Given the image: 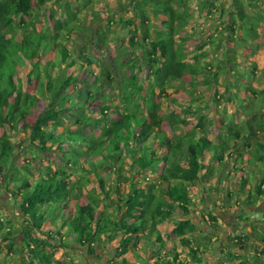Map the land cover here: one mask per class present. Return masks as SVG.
Masks as SVG:
<instances>
[{"label":"trees","instance_id":"obj_1","mask_svg":"<svg viewBox=\"0 0 264 264\" xmlns=\"http://www.w3.org/2000/svg\"><path fill=\"white\" fill-rule=\"evenodd\" d=\"M205 1L207 6L209 0ZM231 1L233 9L224 28L234 36V31L241 32L247 25L253 45L258 38L255 21L239 0ZM51 3L0 0V187L25 219L24 243L15 246L10 236H2L7 249L17 256L18 264H58L46 246L63 247L65 239L73 237L94 254L101 236L118 237L108 264H136L139 257L138 264H199L200 255L210 252L215 240L191 222L196 209L189 191L200 188L199 198L209 201L210 207L204 205L199 212L213 222L219 218L217 211L228 207L224 200L237 205L244 215L238 220L247 221L246 208L255 207L264 197V86L253 88L241 80L244 74L236 70L237 60L228 58V75L239 82L225 81V93H219L216 85L222 67H203L194 58L193 35L186 29L196 22L189 0H131L132 18L126 20L130 29L121 39L125 48L112 65L82 51V63L68 61L66 45L58 42L78 30L90 35L93 24L106 25L100 13L81 24V13L64 0L63 15L52 22L56 37L36 32L34 5L43 4L48 11ZM117 6L122 12L124 6L120 2ZM105 33L104 43L112 42ZM202 43L198 51L206 44ZM249 65L255 67L253 62ZM202 73L207 75L199 78ZM253 74L249 70L250 80ZM184 79L212 87V100L220 110L201 114L202 97L188 90L190 99L181 113L161 114L155 100L158 92L164 91L166 83ZM243 87L251 93L249 102L230 93V89L240 93ZM19 133L31 151L60 152L68 163L80 166L82 176L73 181L69 174L35 168V156L22 158L14 141ZM92 184L97 190L87 189ZM165 223L172 228H163ZM252 226L259 254L245 255L244 238L226 236L228 245L220 250L221 256L228 255L224 261L264 264V225L256 224L259 237ZM191 227L203 239L191 238ZM153 229L157 237L152 241ZM139 243L146 257L139 256ZM156 244L161 247L154 248ZM232 247L242 253L225 251Z\"/></svg>","mask_w":264,"mask_h":264},{"label":"rangeland","instance_id":"obj_2","mask_svg":"<svg viewBox=\"0 0 264 264\" xmlns=\"http://www.w3.org/2000/svg\"><path fill=\"white\" fill-rule=\"evenodd\" d=\"M52 1H54V3L49 4L48 11L43 9V4L34 5L35 9L33 14L35 15V30L36 32H41L42 34H45L47 38L56 37L57 33L53 29L52 22L55 18L62 16L64 13L63 9H60L61 3L64 2V0ZM259 1L261 2L257 3L254 0L240 1L246 13L251 14L250 18L255 21V23H253V31L255 29V31L258 32V38L254 41V44L252 45L250 41H252L253 38L250 35L246 34V29H248V26L245 24H243L241 32H239V30L234 31V36H232L231 33H221L219 35L218 32L211 31L205 36V38H202L203 36H201L200 34V25L203 21L209 19L212 20L214 14H216L214 12H218V9L221 7L220 5L218 6V4L216 3H208L207 6L211 5V10L209 11V13H211H207L209 17H206L203 11H206V1L189 0L192 12L197 15L198 23L196 25L197 29L195 28L194 30H192V33H194V37L190 39V44L193 45L195 48V51L193 50V52L195 53L194 58L195 60H198L200 65L203 67L206 64H210V66L213 65L216 68L217 66L222 67L221 69L223 71H220L218 75L220 85H216V88L219 93H225V91H223L224 88L222 87L225 84V81H231L235 83L236 80H238V77H236L235 75L230 74V77L228 75V73H230L228 72L227 68L228 57H231L232 60H237L236 70L239 73L244 74L241 80L244 79L245 82H250L253 88L260 89L264 86V0ZM66 2L70 4L71 8L81 13L79 15V18L82 19L81 24L83 23V21L85 23L87 20H89V15L91 16V14L95 13H100V17L103 15L105 17V20L103 22L104 24H106L104 26L93 24L91 26L92 33L90 35L87 34V31L81 32L80 30H78L77 32H74L71 35H66L68 38L66 40L59 39L58 42L64 43L68 49L70 59L67 60L82 63L79 57L81 51L86 54L88 52H91L92 55H95V57L108 63L109 65L113 64V58H121L120 55H122L123 52L118 55L119 51H123V49L125 48V44L121 39L127 37L128 30L130 29L128 25H126V20L132 18L131 0H66ZM118 2H120L124 6L122 12L118 11ZM227 4L228 3L223 4V10L225 12L230 13L229 11H232L233 8L230 7L231 3L229 5ZM234 14V17L237 20V23L239 24L238 17L236 16L237 14ZM199 16H201L202 19H200ZM28 19L29 18H26V20ZM109 19L112 20V23L108 21ZM88 27L85 30H87ZM106 27H108V33L106 32ZM105 32L112 39V42L104 43L102 37L103 33ZM17 33H21L20 30H17ZM27 33L31 34L30 28L27 29ZM42 40L43 38L40 39L41 47H45V43ZM229 40L231 41L229 42ZM243 40H247L250 43H242ZM204 41L207 42V44L202 46V51H198V48L203 44L202 42ZM49 43L50 42L47 43L46 47L50 46ZM118 44H120V47L116 50ZM234 52L236 54H231ZM55 54L52 55V58L55 57ZM134 54H137V50L134 51ZM251 62H253L255 67L249 65ZM249 70L255 71V74H253L252 76V80H250L247 75L249 74ZM93 71L94 73H96L97 69L94 68ZM214 72L216 71L214 70ZM206 75L207 74L202 73L199 78H203V76L205 77ZM144 81L145 80H142L143 86L146 87V83ZM190 81L188 79H184L183 83H181L180 81L171 82L169 83V85L168 83H166L167 87H164V91L160 94L158 92L159 95L156 93L159 97H156L155 100L159 106V111L161 114H169L171 111L181 113L182 110L180 108L182 106H187V101L190 99V95L187 93L188 90L194 91L196 97H202V99H200L201 101L199 102V105H201L203 109L200 111L201 114L209 113V115H211L215 113L216 110L218 111L219 108L214 105V102L212 100V87H208V84L202 83L200 82V80L197 82L194 81L192 83H190ZM230 93L232 95H237L239 98H242L248 102L253 99L251 97V93L246 87H243L240 90V93L234 89H230ZM208 95L211 97L208 98ZM204 100L210 101L206 103ZM194 104L198 105L197 103ZM235 109L239 110L237 105H235ZM227 111L228 113L231 112L230 109H228ZM183 117L185 118V116ZM217 120L218 119L216 115H214V121L217 122ZM192 121H196V118H192ZM22 138L23 135L19 133L14 139V141L19 144L18 146H20L19 151L22 155V158H27L29 160L30 158L35 156L36 160L34 162V167L38 170L44 171V169L47 167L53 170L54 172H59L61 174L63 173L66 175L69 174L68 176H70V180L73 181L78 180L82 176L80 166H77L70 162L68 163L67 156L62 155L60 152H44L39 151L37 149H33L32 151L34 152H32L27 144V141L24 139L22 140ZM111 180L112 177L110 176V181ZM86 187L88 190H97L96 184H92L91 186L86 185ZM199 189L200 188L195 187L193 190L189 191L194 201V208L196 209V213L194 217H192L191 222L194 223L196 226L200 227L201 230H204L206 234L211 235L213 238L212 240H215L212 244L213 246L211 248L209 247L210 252L200 255L199 264H238L236 261H224V257L227 259L228 255L221 256V248L224 250V247L228 245L226 241L223 240L226 236H233V238H236V236H240L244 238V241L247 244V248L243 252L246 253L245 255L252 254L255 252L258 253L260 251V247L256 243V240L252 238V231L250 230V227L253 225L252 229L256 237L261 236V234H257L256 229H258L259 231L261 229L260 227L256 226V224L261 223L262 225H264V197L257 201L255 207L246 208L249 211L248 213H246L249 218L247 221L238 220V217L244 218V215H240L239 209L236 208L237 205L230 206L228 205V201L224 200L222 202H224L225 206L228 207L225 211L218 210L217 212H219V218H217L216 221L213 222L206 221L204 216H202L199 212L200 209L204 208V205H207V209L210 207L209 201H207L206 199L204 200L199 198ZM213 196V194L209 195L210 198H213ZM24 222L25 219L24 217H22L16 202L13 201L11 197H9V195L5 193L0 187V225L2 227L0 229V264H18L16 262L17 256L15 257V255H13V253L9 251V249H7L6 242L5 240H3L2 236H10V239L12 240L15 246H19L21 243H24V238L22 237V229L24 227ZM162 227L170 229L172 228V225L165 223V225H163ZM191 230L192 234H189L191 238V235H194V237L199 236V238H202V234L197 229L191 227ZM11 231L14 233L13 236L9 235V232ZM152 235L153 241V239L157 237L154 229L152 230ZM174 241L176 242L175 247L177 246L179 248L178 250L181 251L178 239L175 238ZM49 242L53 243L52 241ZM117 242L118 237H113L109 239L105 236H101L99 241L94 245V254H90L87 249L78 244L73 239V237H69L65 239L63 247H59L58 245H50L46 246V249L48 251V254L54 260V262H58V264H108L112 255L114 254L113 251L115 246L117 245ZM159 247H161V244L154 245V248L159 249ZM137 248L139 249L137 251L139 252V256L143 255L144 257H146L143 243H139ZM234 249L235 247L233 248V250L230 248L225 251L234 252L233 254L242 253L241 251ZM156 256H160V254H156ZM187 259L189 258L187 257ZM128 260L132 261L133 259L132 257H130V259L128 258ZM140 260L141 257L137 259V262L141 263L142 261ZM253 262L249 261V263L246 264H258ZM189 264L195 263L191 261V263Z\"/></svg>","mask_w":264,"mask_h":264},{"label":"crops","instance_id":"obj_3","mask_svg":"<svg viewBox=\"0 0 264 264\" xmlns=\"http://www.w3.org/2000/svg\"><path fill=\"white\" fill-rule=\"evenodd\" d=\"M204 1V0H203ZM239 1H241V0H239ZM207 3H210V4H214V3H216V4H218V6L220 5V7L221 8H219L218 9V12L216 11V12H214V13H216V14H214V16H213V18H212V20H206V21H201L202 22V24L200 25V34H201V36H203L202 38H205V36L207 35V34H209L211 31H215V32H218V34L220 35L221 33L222 34H224V33H228L226 30H225V28H224V21L226 22V21H228V12H225L224 10H223V4L224 3H228L227 5H229L230 3L232 4V1L231 0H209ZM231 4H230V7H231ZM208 7H211V5L210 6H208ZM208 7H206V8H208ZM204 11V14L206 15V17L208 16V14H210L209 13V11L208 10H203ZM252 11V10H251ZM254 11V10H253ZM208 13V14H207ZM245 13H246V11H245ZM192 14H193V16H194V18L196 19V22H194L193 24H191V25H188L187 27H186V29L188 30V31H190V33L193 35V37H194V33H192V30H194L195 28H196V25L198 24L197 23V15H195V13L194 12H192ZM204 14H203V16H204ZM247 15H249V17L251 16V14H248V13H246ZM94 14H91V16L89 15V17H92ZM209 17V16H208ZM199 18L200 19H202V17L201 16H199ZM207 19V18H206ZM197 29V28H196ZM229 39V38H228ZM219 40V39H218ZM206 41V40H205ZM204 41V42H205ZM206 44H207V42H206ZM228 58H231V57H228ZM245 78V77H244ZM252 80V79H251ZM149 254V253H148ZM133 261V260H132Z\"/></svg>","mask_w":264,"mask_h":264}]
</instances>
